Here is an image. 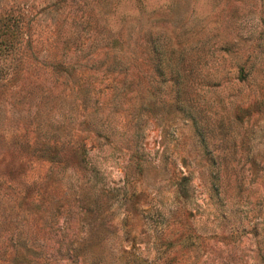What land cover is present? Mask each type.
Returning a JSON list of instances; mask_svg holds the SVG:
<instances>
[{
	"label": "rangeland",
	"instance_id": "374dc122",
	"mask_svg": "<svg viewBox=\"0 0 264 264\" xmlns=\"http://www.w3.org/2000/svg\"><path fill=\"white\" fill-rule=\"evenodd\" d=\"M0 264H264V0H0Z\"/></svg>",
	"mask_w": 264,
	"mask_h": 264
}]
</instances>
